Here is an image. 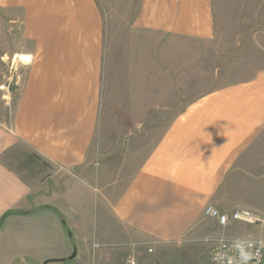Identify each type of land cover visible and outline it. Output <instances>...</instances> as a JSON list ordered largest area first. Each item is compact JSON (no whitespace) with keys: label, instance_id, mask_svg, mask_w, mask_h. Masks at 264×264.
Here are the masks:
<instances>
[{"label":"crops","instance_id":"crops-1","mask_svg":"<svg viewBox=\"0 0 264 264\" xmlns=\"http://www.w3.org/2000/svg\"><path fill=\"white\" fill-rule=\"evenodd\" d=\"M215 34L212 0H0L2 264L63 229L41 259L187 264L217 231L207 205L264 214V62L189 95L191 42ZM32 159L50 174L20 173Z\"/></svg>","mask_w":264,"mask_h":264},{"label":"rangeland","instance_id":"rangeland-1","mask_svg":"<svg viewBox=\"0 0 264 264\" xmlns=\"http://www.w3.org/2000/svg\"><path fill=\"white\" fill-rule=\"evenodd\" d=\"M99 1L102 4L104 0ZM116 1L110 0L112 3ZM212 2L216 29L214 39L207 43L191 42L192 68L189 92L191 99L218 85L248 78L254 71L260 69L264 62V0H212ZM118 29L117 14L110 32H117ZM108 39L112 43L114 40L116 42L115 51L107 52L108 59L114 64L118 62L120 56L117 50L118 38L112 35ZM160 39L159 36L158 40L160 41ZM143 49L141 54L139 52L136 55L137 60L150 59L145 48ZM118 71L117 67L110 69L109 78L106 70L104 79L107 77L111 82L115 81L118 78ZM115 103V108H117L118 102ZM34 162L35 160L32 159L30 165L24 167L19 164L20 173L28 178H32L37 169L40 173L50 174L48 168H43L39 163L35 164ZM60 221L62 222L61 219ZM214 235L215 233L210 237ZM66 237L67 233L63 229L64 239L60 246L48 243L46 245L38 244L34 248L33 245L20 244L21 248L29 249L27 250L28 253L10 252L7 264H42L46 259L51 258L41 259V256L46 255L52 249L64 248L65 239L68 238ZM203 243L205 245L201 246V253L203 254L201 259H191L186 262L187 264H209L210 244L208 240L203 241ZM20 245L18 246L20 247ZM195 248L197 249V246ZM74 250H76L75 245L71 248V254ZM63 262L72 264V260L69 258H65ZM2 263L0 259V264ZM48 264H56V262H49Z\"/></svg>","mask_w":264,"mask_h":264},{"label":"built area","instance_id":"built-area-1","mask_svg":"<svg viewBox=\"0 0 264 264\" xmlns=\"http://www.w3.org/2000/svg\"><path fill=\"white\" fill-rule=\"evenodd\" d=\"M204 215L215 222L217 231L208 238L210 244L209 258L211 264H264V231L255 237L228 236L223 229L232 222H243L254 226H263L264 214L246 208H237L230 212H222L213 205H207ZM156 241L143 242L147 252L152 253ZM96 244H94V247ZM56 264H66L58 262ZM90 264H114L92 260ZM123 264H139L136 256L132 255ZM158 264V263H154Z\"/></svg>","mask_w":264,"mask_h":264},{"label":"water","instance_id":"water-1","mask_svg":"<svg viewBox=\"0 0 264 264\" xmlns=\"http://www.w3.org/2000/svg\"><path fill=\"white\" fill-rule=\"evenodd\" d=\"M76 253V250L73 251L72 255L69 257V259H72ZM65 258H58V259H52V260H45L42 264H48L49 262H63Z\"/></svg>","mask_w":264,"mask_h":264},{"label":"bare ground","instance_id":"bare-ground-1","mask_svg":"<svg viewBox=\"0 0 264 264\" xmlns=\"http://www.w3.org/2000/svg\"><path fill=\"white\" fill-rule=\"evenodd\" d=\"M20 58H21V60H27V57H25V56H21Z\"/></svg>","mask_w":264,"mask_h":264}]
</instances>
